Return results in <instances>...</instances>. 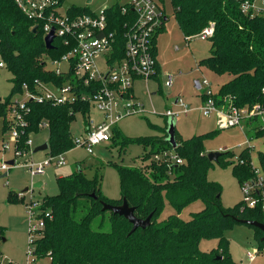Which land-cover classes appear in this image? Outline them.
Listing matches in <instances>:
<instances>
[{"label": "trees", "instance_id": "16d2710c", "mask_svg": "<svg viewBox=\"0 0 264 264\" xmlns=\"http://www.w3.org/2000/svg\"><path fill=\"white\" fill-rule=\"evenodd\" d=\"M243 1L171 0L177 23L187 39L214 25V33L208 38L211 53L200 60V65L218 74L232 76L221 85L215 98L219 101L227 98L237 106L250 107L257 103L264 106V15L243 12ZM123 5L115 3L106 8L110 30L117 31L120 57L125 43V24L135 19L131 7L127 13L122 12ZM160 6L167 20L165 9ZM69 13L76 16L92 13V10L73 5ZM165 20L154 37L155 55L158 54L157 34L163 29ZM35 25L38 33L33 32ZM44 37L42 23L29 18L15 0H0V56L12 74L13 83L8 97L0 101L3 132H9L16 125L20 133L19 147L29 150L26 142L30 134L46 126L49 149L52 156H57L76 145L70 125L77 113H82L86 126L89 125L91 110L88 102L54 105L46 100L30 99L23 110L25 125H17L11 119L13 98L24 92V85L38 93V83L55 81L61 85L66 79L47 69L44 57L60 59L69 47L56 38L55 47L49 50ZM159 68L158 62L157 72ZM156 76L157 73L152 78ZM149 123L161 134L130 137L118 126L113 129L111 140L115 146L120 145L124 150L130 144L138 143L145 148L139 157L142 166L116 165L120 177L119 199H111L103 193L102 175L89 178L80 169L57 177L59 192L45 196L38 208L39 216L48 211L52 217L45 218L46 225L36 238L35 256L49 257L50 264H241L229 251L226 231L241 223L238 219L263 221V218L258 209L243 208L242 202L233 207L224 206L222 185L208 178L214 162L207 156L205 141L219 129L183 138L176 128L177 146L173 148L167 139L168 118H165L164 126ZM169 151L181 157L182 163L155 158ZM234 155L227 151L217 163L223 167L232 164L233 174L241 183L251 176L252 170L250 165L236 162ZM242 156L246 159L248 153L244 152ZM93 193L97 198L92 196ZM123 198L135 208L139 218L153 214L147 228L139 227L130 233L133 224L125 216L103 210V202L121 204ZM10 199L19 200L12 193ZM197 200L204 202V208L188 220L182 218L183 210ZM167 201L176 212L160 221ZM250 226L256 231L259 246L264 248L262 231ZM4 234L5 227L0 225V241ZM215 238L219 240L217 247L209 251L200 248L203 239Z\"/></svg>", "mask_w": 264, "mask_h": 264}, {"label": "rangeland", "instance_id": "374dc122", "mask_svg": "<svg viewBox=\"0 0 264 264\" xmlns=\"http://www.w3.org/2000/svg\"><path fill=\"white\" fill-rule=\"evenodd\" d=\"M79 8L88 7L92 12H99L105 7L115 3H126L130 0H65ZM159 5L165 9L168 19L164 27L157 34V59L159 70L157 76L150 79H138L134 83L135 101L139 102L143 113H134L124 116L118 123V129L126 136L139 137L161 134L153 129L150 123L164 126L168 109L180 112L174 118L175 126L183 138H190L196 134H204L212 130L219 132L211 138L206 139V153L220 151L226 148L235 154H239L242 148L250 146L253 164L259 166L260 152L264 153V136L256 137L254 128L259 125L254 122L252 126L243 124V127H224L218 116H205L200 108L203 102L205 86L196 87V80L200 82L207 79L212 84V90L218 92L221 85L229 81L230 74H218L205 65H200V60L210 55L211 41L194 36L187 39L180 29L175 18L174 7L171 0H157ZM262 0H256L259 4ZM63 14L67 12L62 10ZM99 59V58H98ZM59 67L67 69V63L54 64L48 61L47 69ZM171 77L172 85L167 81ZM0 98L8 97L12 90V74L7 69L0 70ZM179 99L189 109L188 113H182ZM121 110V108L119 109ZM93 109L92 117L97 120L100 116ZM99 117V118H97ZM4 119L0 117V163L16 160V164L10 166L0 177V225L5 227V234L0 241L1 260L4 264H50L49 257H37L28 255L30 237V219L38 223L36 211L32 214L35 206L32 203L42 204L47 195H56L59 192L57 177L67 175L75 170L83 169L89 178L96 174L102 175V191L111 199L121 197L120 177L116 165L142 166L139 158L144 152L143 145L130 144L124 150L120 145L115 146L114 140L98 144L91 154L84 145H77L78 139H82L86 133L85 116L77 113L70 125V131L75 142V147L64 152L66 164L57 167L54 162L47 166L43 174L33 177L30 173V163L39 164L46 158L52 157L50 149L35 152V149L48 142L49 129L45 126L39 132L30 134L32 145L27 154L16 156L14 143L10 132H3ZM8 141L9 148L4 149V142ZM27 156V157H26ZM81 167V168H79ZM1 174V175H2ZM208 178L219 182L223 187L222 203L226 207H233L242 202L243 193L239 179L233 174V165L223 167L214 162L209 170ZM43 182L41 186H34L37 182ZM26 188H29L26 190ZM16 194L19 200L10 199V194ZM202 200H197L188 205L180 216L186 220L192 214L204 208ZM175 209L167 201L159 220H165L169 215L175 213ZM255 229L248 224L238 223L226 231L229 240V251L233 259L241 264H264V249H260L258 240L255 238ZM35 238L38 233L34 232ZM218 239H203L200 248L209 251L218 246ZM256 249L257 254L253 260L249 257V250ZM260 250V251H258ZM32 251H34L32 247Z\"/></svg>", "mask_w": 264, "mask_h": 264}, {"label": "built area", "instance_id": "2783aa9c", "mask_svg": "<svg viewBox=\"0 0 264 264\" xmlns=\"http://www.w3.org/2000/svg\"><path fill=\"white\" fill-rule=\"evenodd\" d=\"M15 1L29 18L42 23L45 36L55 29L54 42L56 38H59L69 49L60 59L44 57L47 63L48 61H53L54 64L67 63V69L59 67L49 69L55 71L57 75H63L66 78L64 83L60 85L55 81L40 82L37 85L38 93L31 92L28 86L24 85V92L17 93L13 98L14 107L11 119L17 125H25L23 110L27 108L26 103L30 99L46 100L54 105L88 102L90 110L94 109L100 115V119L97 120L89 114L90 123L86 126V133L82 139L77 140L76 144L84 145L87 151L92 154L96 145L111 140L113 129L124 116L144 112L142 105L135 101L134 83L138 79H150L157 73L158 59L155 55L154 37L165 20L161 6L156 0H130L123 3L122 12L127 13L131 7L135 11V19L134 22L125 24V43L123 55L120 57L117 31L110 30L111 22L106 13L107 7L99 12L71 16L70 8H65V1ZM241 8L245 13L264 15V0L259 4L256 0H244ZM62 10L67 13L63 14ZM213 33L214 25H211L197 36L208 39ZM2 69H6V63L0 56V70ZM200 83L201 87H206L202 106H200L205 116H218L224 127H243V124L252 126L254 122H258L259 125L254 128L256 137L264 136V106L262 104L257 103L249 107L237 106L232 101L229 102L227 98L224 101H219L215 98L216 92L212 90V84L207 79ZM167 85H172L171 77L168 79ZM176 104H180L182 113H188L189 109L184 102L178 99ZM120 108L121 110H119ZM179 113L170 108L166 116L177 117ZM9 132L16 156L27 154L28 150L19 147L20 133L17 126H13ZM9 144L8 141L4 142V149H8ZM26 144L30 149L32 141L28 139ZM219 150L223 153L228 151L226 148ZM244 152L248 153L246 159L242 156ZM155 158L182 163V158L174 151L158 154ZM233 159L241 164L250 165L252 170L251 176L243 179L240 183L243 193L242 207L258 209L263 218L261 222L264 223V153L260 152L259 166L253 164L250 146L242 148L239 154L234 155ZM14 161L13 165L16 164V160ZM54 162L57 167L65 165V155L61 153L46 158L39 164L30 163L31 175L35 177L43 174L47 166ZM10 166L12 165L9 161L1 162L0 176L3 175V172L6 173ZM38 205L39 203L30 205L31 207L35 206L34 209H31L32 214L36 211L35 214L38 217V223H33L32 217L30 219L28 251L30 256L32 254L35 256L32 251L36 241L34 232L36 231L39 236L40 231L46 225L45 218L52 217L48 211L42 213L43 216H39L41 212L38 211ZM260 249L264 248L260 247ZM256 254V249L249 250L251 260L255 258ZM0 264H4L1 258Z\"/></svg>", "mask_w": 264, "mask_h": 264}, {"label": "water", "instance_id": "95a60500", "mask_svg": "<svg viewBox=\"0 0 264 264\" xmlns=\"http://www.w3.org/2000/svg\"><path fill=\"white\" fill-rule=\"evenodd\" d=\"M91 0H88V2H90ZM65 8H71L73 6V4L69 1H65L64 3ZM33 32L34 33H38L39 29L37 26H35L33 28ZM55 29H52L50 31V33H48L45 37V43H46V47L47 49L51 50L55 47V45L53 44L54 39H55ZM196 83V87L197 88H201V83L199 80L195 81ZM2 100V98H0V101ZM32 100V99H31ZM178 101V99L176 100V102ZM173 116L170 117V120H168L169 126H168V140L172 143L173 148H175L177 146V142H176V126H175V121H174ZM49 149V143L46 142L40 146H38L35 149V152L37 151H41V150H47ZM223 152L221 151H211L208 152L207 156L209 158L210 161L213 162H218L219 161V157L222 156ZM9 163L11 165H13L15 163L14 160L9 161ZM6 176L5 173L0 176L3 177ZM42 182H37L36 184H34V186H41ZM29 188H26V190H28ZM93 197L97 198V195H95L94 193L92 194ZM103 210H111L113 211L115 214H120L122 216H125L132 224H133V228L131 230L130 233L134 232L136 229H138L139 227L141 228H147L151 223H152V216L153 214H150L147 218H139L136 214H135V208L130 206L127 199L123 198V202L121 204H111V203H107V202H103ZM239 222L241 223H245V224H250L252 226H255L257 228H259L263 233H264V223H262L261 221L258 220H250V219H238ZM261 241H264V235L261 238Z\"/></svg>", "mask_w": 264, "mask_h": 264}, {"label": "crops", "instance_id": "0c3cea01", "mask_svg": "<svg viewBox=\"0 0 264 264\" xmlns=\"http://www.w3.org/2000/svg\"><path fill=\"white\" fill-rule=\"evenodd\" d=\"M97 113V112H96ZM98 114V113H97ZM90 115H92V111L90 112ZM97 116H100L99 114L97 115ZM97 118H99V117H97ZM42 184H43V182H42ZM2 261V260H1Z\"/></svg>", "mask_w": 264, "mask_h": 264}]
</instances>
